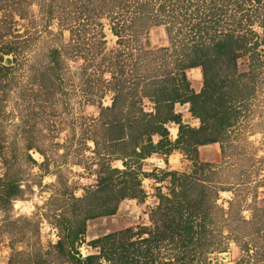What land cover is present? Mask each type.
I'll list each match as a JSON object with an SVG mask.
<instances>
[{
	"label": "rangeland",
	"instance_id": "374dc122",
	"mask_svg": "<svg viewBox=\"0 0 264 264\" xmlns=\"http://www.w3.org/2000/svg\"><path fill=\"white\" fill-rule=\"evenodd\" d=\"M50 1L0 0L1 36L4 41L13 40L18 51L15 64L11 53L1 61L15 67L6 76L0 73V177L15 179L20 188L4 206L0 198V264L9 263L12 251H18L20 257L27 253L37 257V248L40 252L50 250L44 252L50 264H75L58 256L52 247L62 233L60 217L71 218L74 206L79 205L73 196H83L82 204L98 202L100 166L110 162L124 168L116 156L123 149L129 150V146L104 145L99 125L100 102L111 103V71H117L122 63L125 84L140 93L151 78L162 77L163 70L173 68L185 41L193 40L187 23L191 18L183 14L196 6L197 11L205 10L201 0L191 6L180 0H130L128 10L117 7L115 0H53L55 16L46 23ZM136 1L143 3L135 8L137 12L133 7ZM138 13L134 23L122 30L120 41L110 25L117 18L128 23ZM257 18L251 25L257 44L237 59V71L247 75L238 76L237 84L228 85L225 91V96L243 95L236 104L241 110L238 119L229 127L224 142L199 145L196 159L179 148L167 155L154 152L143 158L137 176L143 197L126 196L119 200L114 213L87 219L84 237L77 245L81 255L98 250L88 243L93 237L127 226L138 230L153 225L150 211L158 203L159 192L168 193L171 183V175L164 172L176 170L206 176L210 184L208 198L214 199L216 206L209 226L212 243L203 244L204 235L196 233L187 245L165 242L154 250L156 261L170 258L176 264L181 254L187 257L193 253L189 264H255L253 244L264 242V25ZM201 29L208 38L210 29ZM101 30L103 37L99 36ZM92 36L97 40L95 45ZM78 43L83 47L77 48ZM52 47L60 48L58 78L48 62ZM5 56H9L8 63ZM185 75L198 91L203 84L201 67H187ZM244 82L253 84L254 89L243 87ZM135 101L132 107L127 103L129 109L140 105L154 111L148 97L138 101L135 96ZM121 107L126 110V104L121 103ZM188 107V102L174 103L182 122L196 126L199 120ZM165 126L174 139L177 123L169 120ZM158 138L153 135L154 141ZM107 148L114 153L105 156ZM133 159L127 158L128 163ZM205 163L209 165L203 168ZM113 182L115 188L123 186V181ZM244 218L261 222L254 225L252 235L241 222ZM198 237L201 245L195 241ZM100 264L111 263L102 259Z\"/></svg>",
	"mask_w": 264,
	"mask_h": 264
},
{
	"label": "trees",
	"instance_id": "16d2710c",
	"mask_svg": "<svg viewBox=\"0 0 264 264\" xmlns=\"http://www.w3.org/2000/svg\"><path fill=\"white\" fill-rule=\"evenodd\" d=\"M52 1L46 6V23L55 16L56 9L52 6ZM180 1L182 4L191 6L199 0ZM201 2L205 5V10L197 11L199 6H196L195 10H188L190 13L183 14L187 16L189 14L188 17L191 18V22L187 23L192 29L193 36L190 39L193 40L185 41V47H182V51L178 52L175 58V66L163 70L165 74L162 77H154L149 82H145L144 88L139 93V89H133L129 84H125L124 66L120 63L117 71H111L110 81L105 79L110 82L109 89L113 94L109 105H102L101 102L99 104V125L102 128L103 142H106L104 145L129 146V150L123 149V152L116 156L122 159L124 168L112 166L110 162H104L105 164L100 166L102 174L99 175L98 190L101 191V199L98 202L82 204L80 200L84 198L83 196H73V200L78 201L79 205L74 206L76 210L73 209L71 218L64 214L60 217L58 225L62 233L52 246L58 256L66 257L75 264H100L102 259L108 260L111 264H153L154 262L155 264H175L174 259L170 258L156 261L154 250L165 242H174L180 246L187 245L193 242L195 233L204 235L203 244L212 243L209 226L216 206L215 200L208 198L212 189L206 176L168 170L164 174L171 175L169 192L158 194V203L150 211L153 225L140 226L138 230L127 226L93 237L88 240V243L98 250L85 255H81L77 248L84 237L87 219L114 213L119 200L126 196L143 197V189L140 188L137 177L140 161L143 158L154 152L167 155L172 149L179 148L187 156L196 159L199 145L217 141L222 144L228 136L229 127L238 119L241 110L236 104L240 102L243 94L234 93L225 96V91L228 85L237 84L239 77L247 75V72L237 71V59L257 44V40L254 39L256 31L251 25L256 17L264 25V0H201ZM113 3H118L117 7L126 10L132 5L130 0H115ZM136 3L133 6L135 12H137L135 8L143 4L139 1ZM138 15L139 13L133 16L132 21L128 23L126 20L120 21L117 18L110 25L112 32L119 36L120 41L123 38L122 30L132 25L134 18ZM100 24L102 26L101 21ZM247 26L248 29H245ZM202 27L210 29L208 38L203 36L202 32L206 28L203 31ZM243 27L244 30H242ZM1 34L0 31V73L1 76H6L15 66L4 65L1 61L5 54L11 53L15 64L17 45L11 39L4 41ZM198 35H202L200 39ZM93 36L92 38L95 37ZM99 36L103 37L102 30ZM95 41H97L96 38H94V45ZM76 46L83 47L80 43ZM48 56V62H51L50 67L54 69L52 73L58 78L56 73L59 67L60 48H50ZM193 66H200L202 70L203 84L198 91L190 86L185 75V68ZM156 81H159V84H154ZM247 86L251 90L254 89L253 84L247 85L244 82L243 87ZM135 96L138 101L143 96L148 97L153 101L154 111H147L140 105L134 110L129 109L128 104L132 107L136 103ZM176 102H188V110L198 118L199 124L193 126L183 123L181 113L174 110ZM121 103L126 104L125 111L122 110ZM169 120L177 123L178 131L174 139L169 137V130L165 126ZM154 134L159 136L156 141L153 140ZM92 140L97 146V139ZM113 153L114 150L109 148L104 152L105 156ZM127 158H134L132 164L128 163ZM195 165L201 167L196 161ZM201 165L204 168L209 164ZM114 180L123 181V186L115 188ZM1 184L0 198L4 206V203L10 202L12 196L19 194L20 188L13 178L0 177ZM4 185L5 188H3ZM241 220L248 229L247 234H253L254 225L257 223H259L258 226L261 225L256 218ZM195 241L197 244H202L199 237ZM141 243L142 247L139 245ZM253 245L255 247L254 253H251L253 262L264 264V242ZM244 249H248L247 244H244ZM203 251L201 249L199 252L203 253ZM44 252L48 253L50 250ZM44 252H40L37 248L35 252L38 254L37 257H30L28 253L20 257L18 251H12L8 264H19L20 261H22L21 264H50ZM257 252H259L258 255ZM194 256L193 253L187 257L186 254H181L177 257L176 264H189Z\"/></svg>",
	"mask_w": 264,
	"mask_h": 264
},
{
	"label": "water",
	"instance_id": "95a60500",
	"mask_svg": "<svg viewBox=\"0 0 264 264\" xmlns=\"http://www.w3.org/2000/svg\"><path fill=\"white\" fill-rule=\"evenodd\" d=\"M10 60H9V56H5V60H4V62L5 63H8Z\"/></svg>",
	"mask_w": 264,
	"mask_h": 264
}]
</instances>
